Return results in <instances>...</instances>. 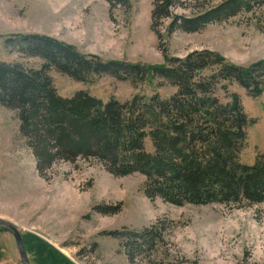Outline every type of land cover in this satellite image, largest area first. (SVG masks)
Instances as JSON below:
<instances>
[{
	"label": "rangeland",
	"instance_id": "rangeland-1",
	"mask_svg": "<svg viewBox=\"0 0 264 264\" xmlns=\"http://www.w3.org/2000/svg\"><path fill=\"white\" fill-rule=\"evenodd\" d=\"M225 0H180L174 17L193 19ZM155 0H130V7L111 12L105 0H0V63H22L38 69L39 59L6 47L12 36H46L105 62L148 67L166 66L167 58L211 51L231 64L249 67L264 61V5L197 33L167 36L172 20L152 31ZM60 96L84 91L108 103L135 96L172 97L177 89L160 81L133 86L111 77L78 83L53 71ZM255 124L247 129L241 162L253 166L264 155V93L251 98L238 85ZM223 103L229 96L220 90ZM147 151H152L150 140ZM42 178L34 156L20 134L16 113L0 106V218L21 233L30 264H264V204L245 207H175L144 192L146 178H117L96 162L59 163ZM111 210L106 213L96 211ZM164 225L162 241L131 251L113 234L140 232ZM155 245V246H154ZM130 253V254H129ZM132 254V255H131ZM0 264H22L14 236L0 227Z\"/></svg>",
	"mask_w": 264,
	"mask_h": 264
},
{
	"label": "trees",
	"instance_id": "trees-1",
	"mask_svg": "<svg viewBox=\"0 0 264 264\" xmlns=\"http://www.w3.org/2000/svg\"><path fill=\"white\" fill-rule=\"evenodd\" d=\"M105 1L111 12L130 7V0ZM178 3L155 0L152 31L160 41L161 21L172 20L167 36L197 33L243 12L252 13L264 0H225L193 19L174 17ZM6 47L42 63L38 69L0 63V106L16 113L21 137L42 178L48 179L46 174L59 163L96 162L117 178L145 177L147 198L175 207L264 204V155H258L253 166L241 162L247 129L255 121L246 114L240 97L229 94V86L236 84L251 98L263 95L264 61L240 67L205 50L182 59L167 58L166 66L148 67L105 62L39 35L12 36ZM53 71L78 83L111 77L133 86L160 81L177 91L166 100L155 95L104 103L84 91L64 98L51 78ZM220 90L229 96L228 103L217 97ZM163 225L158 222L140 232L126 230L113 236L125 241L129 251L142 252L146 246L153 248V240L162 241Z\"/></svg>",
	"mask_w": 264,
	"mask_h": 264
},
{
	"label": "water",
	"instance_id": "water-1",
	"mask_svg": "<svg viewBox=\"0 0 264 264\" xmlns=\"http://www.w3.org/2000/svg\"><path fill=\"white\" fill-rule=\"evenodd\" d=\"M0 227H2L5 231L11 233L14 236V239L16 241V245L19 251L21 263L30 264L27 253H26L23 237L21 233L19 232V230L13 224H11L10 222L2 218H0Z\"/></svg>",
	"mask_w": 264,
	"mask_h": 264
}]
</instances>
